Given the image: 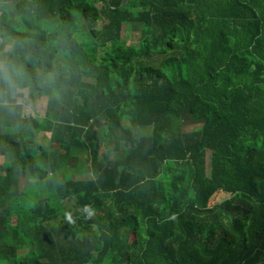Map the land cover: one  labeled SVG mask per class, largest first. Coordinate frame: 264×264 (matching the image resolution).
I'll use <instances>...</instances> for the list:
<instances>
[{"label": "trees", "instance_id": "1", "mask_svg": "<svg viewBox=\"0 0 264 264\" xmlns=\"http://www.w3.org/2000/svg\"><path fill=\"white\" fill-rule=\"evenodd\" d=\"M122 2L0 5V264H264V0Z\"/></svg>", "mask_w": 264, "mask_h": 264}, {"label": "rangeland", "instance_id": "2", "mask_svg": "<svg viewBox=\"0 0 264 264\" xmlns=\"http://www.w3.org/2000/svg\"><path fill=\"white\" fill-rule=\"evenodd\" d=\"M13 1H10V2H13ZM132 28H133L134 33L138 32V25L137 24L133 25ZM131 43H136L135 34H132ZM85 80H88V79H85ZM35 104H36V108H35V111H33L34 115L37 117H43L44 112H45V106H46L45 100L44 99L38 100L37 102H35ZM199 128H200V124H193V123L186 122V121L184 123V131H186V132L195 131V130H198ZM140 132L144 135H149L151 133V127L142 128ZM47 137H48V134L42 133V134L38 135V140L42 145L47 146V141H48ZM123 148H125L124 146L122 147V150H125ZM8 157L10 158V156H8ZM209 157H210V151H207L206 152V164H207V166H208ZM0 173H3V168L1 166V163H0ZM86 177L88 178L89 176H86L83 174L74 175L75 179H81V178H86ZM38 188H39V190H44L43 186L39 187V184H38ZM5 204L6 205L8 204V200L5 202ZM65 205H66V207H71L73 205V201L72 200L66 201ZM14 220L15 219H13V221Z\"/></svg>", "mask_w": 264, "mask_h": 264}, {"label": "crops", "instance_id": "3", "mask_svg": "<svg viewBox=\"0 0 264 264\" xmlns=\"http://www.w3.org/2000/svg\"><path fill=\"white\" fill-rule=\"evenodd\" d=\"M9 5H13V4H6L4 6H9ZM1 6H3V5H1ZM7 10L12 12V14L15 15V16H17L19 14V12L15 8H13L12 6L7 8ZM0 14H1V10H0ZM0 36H2L1 29H0ZM3 43L6 44L5 52H9L12 49V47L14 46V41L10 40L8 37L5 38V39L3 38L2 44ZM12 97L17 101V103L23 104L22 106L24 108V112H23L22 115H24V116H28L29 114L34 115L33 111H35V108H36V104L35 103L34 104H31V103L30 104H24L25 100L23 99V97H19L16 93H13ZM41 100H43V99H41ZM1 130H2V127L0 126V133H1ZM8 156L9 155H6V154H0V163H1L2 168L4 167L3 165L5 163H7V162H9L11 160V158H9ZM3 173H4V170H3ZM3 173H0V175H2Z\"/></svg>", "mask_w": 264, "mask_h": 264}, {"label": "water", "instance_id": "4", "mask_svg": "<svg viewBox=\"0 0 264 264\" xmlns=\"http://www.w3.org/2000/svg\"><path fill=\"white\" fill-rule=\"evenodd\" d=\"M19 1H21V0H14L13 2L2 3V4H0V5L15 4V3L19 2ZM125 2H126V0H123V2H122V4H121L120 7H122V6L125 4ZM2 40H3V38H2V36H0V46L2 45Z\"/></svg>", "mask_w": 264, "mask_h": 264}]
</instances>
